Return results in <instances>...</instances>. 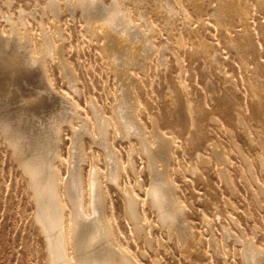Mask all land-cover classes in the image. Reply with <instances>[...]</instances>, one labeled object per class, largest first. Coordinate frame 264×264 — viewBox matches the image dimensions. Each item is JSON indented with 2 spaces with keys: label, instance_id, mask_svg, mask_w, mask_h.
Wrapping results in <instances>:
<instances>
[{
  "label": "rangeland",
  "instance_id": "374dc122",
  "mask_svg": "<svg viewBox=\"0 0 264 264\" xmlns=\"http://www.w3.org/2000/svg\"><path fill=\"white\" fill-rule=\"evenodd\" d=\"M51 1L62 4L57 14L49 7L43 11ZM98 1H102L99 9H110L118 2ZM130 1L123 0L116 9L130 13L134 34L129 42L124 41L129 49L113 63L99 45L104 46L106 40L99 43L95 38L105 27L93 30L99 23L81 10L71 12L66 0H0V43L5 46L0 51V264H48V247L36 223L38 206L26 172L30 169L39 172L35 184L40 185L55 181V172L59 173L66 226L69 230L71 225L78 227V231L73 229L78 238L74 233L69 246L74 258L86 256L85 262L95 260L96 264H264V111L259 107L264 95L254 96L246 83L264 85V49L259 51L260 58H246L249 70L256 71L250 75L235 50L226 48L225 31L214 24L211 16L218 1L202 0L195 7L194 0H182L192 23L179 26L184 29L182 34L197 25L200 37L217 47L212 55L216 69L203 58L189 62L186 39L179 52L194 106L192 127L183 92L174 79L176 72L161 71L157 61H152L154 53L150 61L140 52L141 46L154 43L162 53L176 37L169 38L163 30L162 15L153 18L154 0H139L140 11ZM240 17L232 27L233 35L247 30H253L257 38L264 34L259 22L264 15L257 7L246 20ZM150 22L157 26V33H152ZM50 36L55 58L46 52ZM15 50L20 51L15 55ZM15 59H21L25 68L16 65ZM69 111L76 115L72 121ZM169 120L180 126L176 133L169 128ZM157 133L166 140L174 139L176 146L169 152L164 143L158 158L145 152V146L156 150ZM152 188L161 195H155ZM77 205L84 206V212Z\"/></svg>",
  "mask_w": 264,
  "mask_h": 264
},
{
  "label": "bare ground",
  "instance_id": "6f19581e",
  "mask_svg": "<svg viewBox=\"0 0 264 264\" xmlns=\"http://www.w3.org/2000/svg\"><path fill=\"white\" fill-rule=\"evenodd\" d=\"M121 1H122V4H121ZM202 0H194V2H195V7H198V6H201L202 5V2H201ZM216 1H218V3H217V7H215V8H213L214 10H215V13H214V15H212L211 17H213L214 18V24L222 31H225V46H226V48H228L229 50H235V52H236V54H238V56H239V60H240V63L242 64V66L245 68V72H248L250 75H253L254 74V72H256V71H251V70H249V68H248V61H247V59L246 58H248L249 56H251L253 59H256L257 57L258 58H260V55H259V51H261L262 49H264V34H259V36H260V38H257V36L255 35V33H254V31L252 30V32L251 33H249V31L247 30H245L246 32L244 33V32H242V33H240V34H234L233 35V31H232V27H234L235 26V24H236V22H238L237 20L239 19V21H240V16H242V17H245L244 19L246 20L247 19V17L250 15V12H252V8L253 7H257L258 8V12H260V14H263L264 15V0H228V1H224V2H222L221 0H216ZM125 2V1H124ZM135 7H136V11H140V3H139V0H132V1H130ZM154 2H155V6H156V10H153V18H155V16H156V14H160V15H162L163 17H162V19H164V21H163V30L164 31H166L167 32V35H168V37L169 38H173L174 36L176 37L175 39H172L173 41H171L170 43H169V45L167 46V48H165L166 50L165 51H162V53H161V50H160V48H158V49H156L155 48V46H154V43H150L149 45H143V46H141V50H140V52L144 55L143 56V58L145 59V60H152V61H157V67H159V65H160V68L162 69L161 71H165V72H167V73H172V71H175L176 72V75H175V80H177L176 81V84L179 86V88H180V90H181V92H183V97H184V102H185V104H186V108H187V111H188V115H189V118H190V122H191V125H192V127L194 126V106H193V104L191 103V101H190V99H189V96H188V93H187V85H186V80L184 79V76H183V70H182V56L180 55V49H182V47L183 46H185V39L186 40H188V49H187V57L189 58V62L190 61H192V60H194L195 58H203V59H206V61H208V62H210L211 63V65L213 66V68L214 69H216L217 67V61L215 60V59H213V57H212V55L214 54V51H217V47H215V48H212L208 43H207V41L205 42L203 39H202V37H200V35H199V33H198V30L196 29V26H195V28L193 27V28H186L185 29V31L187 30V34H185V35H183L182 34V30H184V29H182V28H179V26H181V27H184V24L185 23H188V24H192L191 23V19L189 18V16H188V13L186 12V10H185V8H184V6H183V4H182V0H154ZM215 2V0H213V1H211V3H214ZM7 3H9V2H7ZM11 3V2H10ZM126 3V2H125ZM65 4H66V7L72 12V11H74V10H81L82 11V13H85V15L88 17V16H91V18H93V19H95V21H96V23L98 22L99 23V25L96 27V26H91V25H89L90 27H92V29L93 30H101V29H103L104 27V33L102 34V35H100L99 34V32L97 33V36L98 37H95V38H97V40L99 41V43L104 39V40H106L105 42V44H104V41H103V44H104V46L102 45L101 46V44H99L100 45V48H102V52H104V55L105 56H107V58H110L112 61L111 62H113L114 63V60H116V58H117V56L118 55H122V54H124L126 51H127V45H125V43H124V41L125 42H129V37L130 36H133V28L135 27V26H133V22H132V18H131V15H130V13H125V12H122V14L120 13V12H118V10L116 9L117 7H120V6H122L123 5V0H118V2H115V3H113V6L110 8V9H101V7H100V9L98 8L100 5H102V1L100 2V1H98V0H66V2H65ZM129 4V3H128ZM62 4L60 3V1H51L46 7L44 6L43 7V11H46V8L47 7H49L50 9H51V11L50 12H54L55 14H57V12L59 11V9H60V6H61ZM72 6V7H71ZM199 9V8H198ZM194 10V9H193ZM70 12V13H71ZM76 12V11H75ZM127 12H129V11H127ZM134 12V11H133ZM195 12H198V11H195ZM60 13V12H59ZM58 13V14H59ZM143 13V12H142ZM73 14V13H72ZM75 14V13H74ZM144 14V13H143ZM195 15H196V13H195ZM26 16V15H25ZM56 16H58V15H56ZM74 16V15H73ZM86 16H84V18L86 17ZM143 16H145V15H143ZM86 17V18H87ZM136 17V16H135ZM135 17H133L134 18V20H135ZM139 17V16H138ZM137 17V18H138ZM147 17V16H146ZM26 18V17H25ZM25 18H23V19H25ZM55 18V17H54ZM90 18V19H91ZM140 20L141 21H143L144 22V20L146 21V18L144 17V18H142L141 17V15H140ZM93 19H92V21H93ZM260 19V18H259ZM85 20V19H84ZM86 20H88V19H86ZM147 20H149V19H147ZM59 21V20H58ZM94 21V22H95ZM200 21H201V19H200ZM202 21H203V19H202ZM86 22H88V21H86ZM93 22V23H94ZM259 22H260V24H261V26L264 28V21L263 22H261V19L259 20ZM10 23V22H9ZM8 23V24H9ZM26 23V22H25ZM89 23V22H88ZM202 23V22H201ZM231 23V24H230ZM146 24V23H145ZM150 24L152 25V28H151V30H152V33H157L159 30H158V28H157V26L156 25H154L153 23H151L150 22ZM94 25H95V23H94ZM186 25V24H185ZM241 25V24H240ZM27 26V25H26ZM25 26V27H26ZM245 26H247V24L245 25ZM17 27V26H16ZM186 27V26H185ZM18 28V27H17ZM16 28V29H17ZM99 28V29H98ZM19 29V28H18ZM17 29V32L19 31ZM88 29H89V27H88ZM92 29H91V32L90 33H92ZM176 30V34L174 35V33H173V31H175ZM243 30V29H242ZM5 31V30H4ZM139 31H140V29H139ZM141 32V34H144L143 33V31H140ZM219 32V31H218ZM19 33H21V32H19ZM95 33V32H94ZM254 33V34H253ZM99 34V35H98ZM10 35V34H9ZM185 36V37H184ZM89 37H91V35H89ZM119 37H125L123 40L122 39H120ZM8 38V37H7ZM50 39L48 40L49 41V51H46V52H48V54L47 55H49V58L50 57H52V58H55L56 56H55V51H56V48H55V46H54V44H53V41H52V37L50 36L49 37ZM95 38H92L91 37V39H93V40H96ZM4 39V38H3ZM96 40V41H97ZM1 41H3L2 40V38L0 39V42ZM169 42V41H168ZM5 43V42H4ZM98 43V42H97ZM124 43V44H123ZM130 43H132V42H130ZM187 43V42H186ZM3 43H0V51L2 50V49H4L5 48V46H3L2 45ZM30 44H32V43H30ZM29 44V45H30ZM129 44V43H128ZM32 46V45H31ZM48 46V45H47ZM130 46V45H129ZM131 46H133V44L131 45ZM135 47V46H134ZM30 48V47H29ZM37 48V47H36ZM19 49V48H18ZM32 49V48H31ZM30 49V50H31ZM129 49V48H128ZM133 49V48H132ZM167 49H168V53H167ZM21 50V49H20ZM19 50V51H20ZM34 50V49H33ZM31 51L30 53L32 54V56L34 55V51ZM19 51L18 50H15L14 51V53H15V55H16V53H19ZM26 51V50H25ZM38 52H41V51H39V50H37ZM36 51V52H37ZM129 52H131V50L129 51ZM139 52V53H140ZM138 53V52H137ZM153 53H154V55L155 56H153ZM31 54H30V56H31ZM39 54V53H38ZM131 54V53H130ZM161 54V55H160ZM2 55V54H1ZM28 55V54H27ZM45 55V54H44ZM46 55V56H47ZM131 55H133V54H131ZM26 56V55H25ZM31 56V57H32ZM36 56V55H35ZM46 56L44 57V58H46ZM124 56H126V55H124ZM128 56H129V54H128ZM153 56V57H152ZM159 56V57H158ZM246 56V57H245ZM6 57V56H5ZM27 57V56H26ZM34 57V56H33ZM134 57H135V55H134ZM138 57H140V56H138ZM151 57H152V59H151ZM23 58L24 57H22V60H23ZM29 58V57H28ZM43 58V59H44ZM48 58V57H47ZM141 58V57H140ZM139 58V59H140ZM27 59V58H26ZM110 59H108V60H110ZM118 59H120V58H118ZM130 59V58H129ZM35 61L37 60V58L36 59H34ZM46 60V59H45ZM45 60H43V62L42 63H45ZM126 60H128V59H126ZM134 60V59H133ZM15 62H16V65H19V66H22V67H24L25 68V65H24V63L21 61V59L20 60H14ZM33 63H35L33 60H31ZM121 61H122V59H121ZM29 62H30V60H29ZM39 62V61H38ZM41 62V61H40ZM53 62V61H52ZM116 62V61H115ZM117 62H118V60H117ZM129 61H127V63H128ZM136 62V61H135ZM139 62V61H138ZM138 62H136V65H137V63ZM5 63H7V62H5ZM37 63V62H36ZM35 63V64H36ZM119 63H121L120 61H119ZM31 64V63H30ZM38 64V63H37ZM126 64V63H125ZM130 64H131V62H130ZM129 63H128V65L129 66H131ZM133 64H135V63H133ZM132 64V65H133ZM140 64V62L138 63V65ZM188 64V63H187ZM13 65H15V64H13ZM32 65V64H31ZM30 65V66H31ZM42 65V64H41ZM114 65V64H113ZM43 66V65H42ZM65 66V65H64ZM120 66V65H119ZM118 66V67H119ZM125 66H127V65H125ZM44 67V66H43ZM114 67V66H113ZM132 67H134L135 68V66L133 65V66H131V68ZM138 68L140 67H142V65L140 66H137ZM144 67H146V65L144 66ZM28 68H30V67H28ZM41 68V67H40ZM115 68V67H114ZM121 68V67H120ZM124 68V67H123ZM126 68H128V67H126ZM130 68V67H129ZM137 68V69H138ZM27 69V68H26ZM39 69V68H38ZM43 69H45V67L43 68ZM43 69H42V72H44L43 71ZM122 69V68H121ZM133 69V68H132ZM41 70V69H40ZM68 70V69H67ZM129 69H127V71H128ZM142 70V69H141ZM72 71V70H71ZM140 72V71H139ZM143 72H144V70H143ZM142 72V73H143ZM67 73V72H66ZM73 73V72H72ZM43 74V73H42ZM45 74V73H44ZM129 74V73H128ZM143 74H145V73H143ZM47 75V74H46ZM127 75V74H126ZM248 75V74H247ZM73 76H75V75H73ZM134 76V75H133ZM243 76V75H242ZM246 76V75H245ZM254 76V75H253ZM147 77V76H146ZM46 78V77H45ZM138 78V77H137ZM247 78V77H246ZM43 80H44V78H42ZM132 79H134V78H132ZM247 80H248V78H247ZM44 81H47V80H44ZM136 81H137V79H136ZM36 82H39V81H36ZM248 82V85H249V87H250V90H251V92H252V94L255 96H257L258 94H261V93H263V95H264V85L263 84H260V83H257L256 81H246V83ZM47 83H48V81H47ZM50 83V82H49ZM36 84V83H35ZM45 84H46V82H45ZM40 85V84H39ZM48 85V87H49V85H50V87L52 86L51 84H47ZM141 85V84H140ZM38 86V85H37ZM47 87V86H46ZM45 87V88H46ZM71 87V86H70ZM38 88H39V86H38ZM37 88V89H38ZM41 88H42V86H41ZM44 88V90H46ZM137 88V87H136ZM140 88H142V87H140ZM140 88H138V89H140ZM50 89V88H49ZM52 90V89H51ZM47 92H50V91H47ZM38 93V92H37ZM173 95V94H172ZM129 96V95H128ZM251 96V95H250ZM249 96V97H250ZM131 97H133V94H132V96ZM253 97V96H252ZM129 98V97H128ZM134 98V97H133ZM210 98H211V95H210ZM252 100V99H251ZM133 101V100H132ZM139 101V100H138ZM171 101H174V99H172ZM91 102H93V100H91ZM134 102V101H133ZM251 102V101H250ZM134 103H136V102H134ZM92 104V103H91ZM132 104V103H131ZM131 104H130V102H129V105H130V107H131ZM138 104V106L140 107L141 106V104L142 103H140V101L137 103ZM73 105V104H72ZM137 106V105H136ZM216 106V105H215ZM73 108H75L74 106H72ZM129 107V108H130ZM259 107H260V110L261 111H264V99H262V101L260 102V105H259ZM73 108H71V111H72V109ZM125 108V107H124ZM135 108V107H134ZM133 108V109H134ZM92 109H93V107H92ZM95 109V108H94ZM199 109L200 110H202V107H201V103H200V107H199ZM99 110V109H98ZM73 111H74V109H73ZM72 111V113H74ZM77 111V110H76ZM100 111V110H99ZM117 111V110H116ZM131 111V110H130ZM135 110H133V112H134ZM70 112V111H69ZM118 112V111H117ZM132 112V111H131ZM76 113V112H75ZM94 113V112H93ZM64 114V113H63ZM97 114V113H96ZM96 114H93V115H95L96 116ZM114 114H116L115 113V111H114ZM134 114H135V112H134ZM134 114H132L133 116H134ZM65 115V114H64ZM69 115V114H68ZM70 115H73V116H71V121H72V117H76V115H74V114H71V112H70ZM131 115V114H130ZM41 116V115H40ZM61 116H62V114H61ZM65 116H67V115H65ZM94 116V117H95ZM97 116H98V114H97ZM63 118V117H62ZM117 118H118V116H117ZM69 119V121L68 120H66V117H65V121H67V124H68V122H70V118H68ZM116 119V118H115ZM61 120H64V119H61ZM118 120V119H117ZM116 120V121H117ZM156 120V119H155ZM119 121V120H118ZM117 121V122H118ZM61 122V121H60ZM65 123V122H64ZM70 124H71V122H70ZM86 124V123H85ZM87 124H89V122H87ZM97 124V123H96ZM96 124H95V127H96ZM106 124H108V122L106 121ZM118 124V123H117ZM121 124V123H120ZM167 124H170V126L171 127H169V128H171L175 133L180 129V126L175 122V123H171V121L169 120V121H167ZM101 125V124H100ZM103 125H105V124H103ZM119 125V124H118ZM89 126V125H88ZM107 126V125H106ZM109 126V125H108ZM59 127V126H58ZM124 127V126H123ZM125 127H126V125H125ZM87 128V127H86ZM90 128V127H89ZM102 128V127H101ZM108 128V127H107ZM106 128V129H107ZM130 128V127H129ZM132 128V127H131ZM131 128H130V131H131ZM100 129V128H99ZM108 129H110V128H108ZM107 129V130H108ZM118 129H119V127H118ZM59 130H60V128H59ZM87 130H89V129H87ZM95 130H97L98 131V129H96L95 128ZM102 130H104V129H102ZM124 130H126V129H124ZM135 130V129H134ZM111 131V130H110ZM123 131V130H122ZM145 130H143V132H144ZM58 132V131H57ZM59 132H61V131H59ZM59 132H58V134L57 133H55V134H57V135H60L59 134ZM87 132V131H86ZM105 133V131H102V133ZM112 132H114L113 131V127H112ZM173 132V133H174ZM84 133H85V131H84ZM99 133V132H98ZM97 133V134H98ZM108 133V132H107ZM127 133V132H126ZM135 133V132H134ZM101 134V133H100ZM145 134V133H144ZM143 134V135H144ZM99 135V134H98ZM125 135V134H124ZM139 135V134H138ZM100 136V135H99ZM131 136H133L132 135V131H131ZM146 136V135H145ZM144 136V137H145ZM134 137V136H133ZM147 137V136H146ZM145 137V138H146ZM58 138H60V137H58ZM138 138V137H137ZM58 140H60V139H57V141ZM79 140V139H78ZM141 141V140H140ZM147 142V141H146ZM16 143V142H15ZM14 143V144H15ZM81 143V142H80ZM164 143L169 147V152H170V150L171 149H173V148H175L176 146H175V140L174 139H171V140H166L165 138H163L162 136H160L158 133H157V137H156V140H154V143L153 144H155L156 146H157V148H156V150L155 151H153L151 148H150V146L148 147V146H145V152H146V154L148 155V156H155V157H159V154H160V151H162V146H164ZM13 144V145H14ZM58 144V143H57ZM142 144H143V142H142ZM15 146L17 147V145L15 144ZM15 146H14V148H15ZM139 147H140V145H139ZM143 147V146H142ZM18 148V147H17ZM82 148V147H81ZM141 148V147H140ZM19 149V148H18ZM57 149V148H56ZM55 149V150H56ZM17 150V149H16ZM82 150V149H81ZM19 151V150H18ZM136 151H138L137 149H136ZM141 151V150H140ZM57 152V151H56ZM59 152V151H58ZM143 152V151H142ZM19 153H20V155H21V151H19ZM83 153V152H82ZM170 154V153H169ZM51 155H55V153L54 154H51ZM83 155V157H85L84 156V154H82ZM58 156V155H57ZM146 156V155H145ZM171 156V155H170ZM56 157V156H55ZM54 157V158H55ZM59 157V156H58ZM58 157H56L57 159H58ZM147 157V156H146ZM76 158V157H75ZM170 159L172 158V156L171 157H169ZM75 160V159H74ZM83 160V159H82ZM168 160V159H167ZM53 161V160H52ZM52 161H50V160H48L47 162L49 163V162H51V164H52ZM59 161H60V159H59ZM55 162H57V161H55ZM81 162V161H80ZM84 162H85V160H84ZM159 162H161V161H159ZM44 163V162H43ZM53 163H54V161H53ZM76 163H77V161H76ZM76 163H75V165H76ZM32 164V163H31ZM50 164V165H51ZM28 166H30L29 164H27ZM34 166L36 165V164H33ZM32 165V166H33ZM39 165V164H38ZM44 165H46L45 163H44ZM55 165V164H54ZM53 165V166H54ZM57 165V164H56ZM31 166V167H32ZM40 166H41V164H40ZM43 166V165H42ZM48 166V165H47ZM52 166V167H53ZM73 166V165H72ZM78 166V165H77ZM27 167V166H26ZM36 167V166H35ZM34 167V168H35ZM38 167L39 166H37V169H38ZM45 167V166H44ZM43 167V168H44ZM55 167V166H54ZM58 167V166H57ZM82 167V166H81ZM33 168V169H34ZM43 168H42V170H43ZM46 168V167H45ZM51 168V167H50ZM77 168V167H76ZM123 168V167H122ZM45 170V169H44ZM44 170H43V172L42 173H44ZM49 170V169H48ZM98 170V169H97ZM36 171V170H35ZM51 171H53V170H51ZM54 171H55V169H54ZM99 171H101V169L99 170ZM99 171H97L98 172V174H99ZM113 171V170H112ZM120 171V170H119ZM27 172V174H28V176H29V178H30V181L32 182V189L34 190V195H35V203L37 204V206H38V208H37V214H36V223L38 224V226H39V230H40V232L42 233V235H43V237H44V239H45V241H46V243H47V247H48V256H49V258H48V264H96V262H98V261H95V260H93V263H87V262H85L84 260H87L86 258H88V257H82V256H84V254H82L81 253V248L79 249V251H80V255L82 254V256H80V257H82V259H80L79 257H76V258H74V256H71V254L69 253V250H70V248H69V246L72 244V241H74V236L76 235L77 236V233L75 232V230H73L76 226V224H74V226L73 225H71V227H70V230L67 228V226H66V223H67V217H66V212H65V210H66V205H65V202H64V200L62 199V196H60V192H59V190H58V187L60 186V178H59V173H58V171L57 172H55L56 174H57V177H56V182L55 181H49V180H51V179H49L47 182H48V184H46L45 183V185L44 184H42V182H41V185H40V183H36L35 184V180L37 179V175H39L38 173V171H37V173H34L33 171L31 172V169H30V171L29 170H27L26 171ZM46 172V171H45ZM72 172V171H71ZM53 174H54V172H52ZM51 173V177L52 176H54L53 174ZM96 173V172H95ZM117 173H118V171H117ZM45 174H47V173H45ZM44 174V175H45ZM49 174H50V172H49ZM72 174V173H71ZM102 174V173H101ZM116 174V173H115ZM73 175V174H72ZM81 175V174H80ZM100 175V174H99ZM41 176H43V175H41ZM56 176V175H55ZM96 176V175H95ZM118 176V175H117ZM43 177H45V176H43ZM43 177H42V179H43ZM46 177H48L47 175H46ZM95 178H97V177H95ZM112 178V177H111ZM38 179H40V177H38ZM55 179V178H54ZM53 179V180H54ZM100 179V178H99ZM98 179V180H99ZM162 179V178H161ZM164 179V178H163ZM41 180V179H40ZM39 180V181H40ZM83 180V179H82ZM81 180V181H82ZM97 180V181H98ZM102 180V179H101ZM100 180V181H101ZM38 181V182H39ZM42 181V180H41ZM51 182V183H50ZM95 182V181H94ZM43 183H44V181H43ZM54 183V185H52ZM83 183V182H82ZM99 183V182H98ZM39 184V185H38ZM69 184H70V181H69ZM72 184V183H71ZM97 185V184H96ZM66 187H67V185H66ZM65 187V188H66ZM163 187V186H162ZM68 188V187H67ZM56 191H55V190ZM69 189V188H68ZM153 189V188H152ZM54 190V191H53ZM83 190H85V189H83ZM154 191H155V189H153ZM68 191V190H67ZM69 191H71V190H69ZM98 191V190H97ZM89 192H90V190H89ZM74 193V192H73ZM83 193V192H82ZM99 193V192H98ZM152 193H153V191H152ZM92 195H93V193H91ZM171 194V193H170ZM84 195H85V193H84ZM98 195V194H97ZM102 195V194H101ZM155 195H161L160 193H158V190H156L155 191ZM166 195H168V193L166 194ZM65 196H67V194L65 193ZM80 196V195H79ZM87 196V195H86ZM95 196V195H94ZM154 196V195H153ZM84 197V196H83ZM83 197H81V198H83ZM169 197V196H168ZM77 198V197H76ZM134 198H135V196H134ZM158 197H156V199H157ZM68 199H70V198H68ZM73 199H75V197L73 198ZM78 199V198H77ZM93 199H95V198H93ZM136 199V198H135ZM134 199V201L136 202V200ZM163 199V198H162ZM71 200V199H70ZM72 202H74V200H72ZM77 202H78V200H77ZM83 202V201H82ZM81 202V203H82ZM129 202V201H128ZM170 201H168V203H169ZM178 202V201H177ZM76 203V202H75ZM81 203H79V204H81ZM84 203V202H83ZM139 203V202H138ZM173 203V202H172ZM135 204V203H134ZM178 204H179V202H178ZM76 205V204H75ZM74 205V206H75ZM84 205H85V203H84ZM132 205V204H131ZM160 205V204H159ZM163 205V204H162ZM78 206V205H77ZM80 206V205H79ZM78 206V207H79ZM90 206V205H89ZM158 207V205H155V207ZM165 206V205H164ZM164 206H160V207H164ZM84 207V206H83ZM83 207H79V209L80 208H83ZM132 207H135V206H132ZM154 207V208H155ZM160 207H158V208H160ZM77 208V207H76ZM127 208V207H126ZM157 208V209H158ZM166 208V207H165ZM157 209H156V211H157ZM167 209V208H166ZM81 210V209H80ZM79 210V211H80ZM84 208H83V212H84ZM179 210H181V209H179ZM164 210H162V212H163ZM158 212V211H157ZM133 213V212H132ZM166 213L167 212H165V215H166ZM77 214H79V213H77ZM84 214V213H83ZM82 214V215H83ZM86 214H87V212H86ZM136 214V213H135ZM81 215V214H80ZM179 216H180V213H179ZM85 217H87L86 215H85ZM135 217H137V216H135ZM133 218V217H132ZM174 218V217H173ZM77 219V218H76ZM175 219V218H174ZM176 219H177V217H176ZM74 220H75V218H74ZM164 220V219H163ZM178 220V219H177ZM77 220H75V222H76ZM138 221V220H137ZM141 221V220H140ZM140 221H139V223H140ZM90 222V221H89ZM103 222H105V221H103ZM107 222V221H106ZM105 222V223H106ZM167 222V221H166ZM165 222V223H166ZM77 223V222H76ZM167 224V223H166ZM105 225V224H104ZM139 225V224H138ZM106 226V225H105ZM140 227H141V225H139ZM169 226V225H168ZM104 227V226H103ZM136 227H137V225H136ZM77 228V231H78V227H76ZM75 228V229H76ZM84 228V227H83ZM101 228V227H100ZM163 228H165V225H164V227ZM175 229V228H174ZM179 229H181V228H179ZM81 230H83V229H80V231ZM85 230V229H84ZM144 230V229H143ZM143 230L141 231V232H143ZM98 232V231H97ZM96 232V233H97ZM140 231H139V233H141ZM144 232H145V230H144ZM74 233H76L75 235H74ZM109 233V232H108ZM85 234H86V232H85ZM112 234V233H111ZM143 234V233H142ZM89 235V234H88ZM98 236V233L97 234H95V236ZM106 235V234H105ZM110 235V234H109ZM75 236V237H76ZM107 236V235H106ZM104 237L105 239L107 238V237ZM140 236V235H139ZM80 237V236H79ZM113 238H114V236H112ZM148 237V236H147ZM77 238H78V236H77ZM77 238L75 239V240H77ZM89 238H90V236H89ZM88 238V239H89ZM92 238V237H91ZM94 238V237H93ZM97 239H98V237H96ZM110 238V237H109ZM95 239V238H94ZM111 239V238H110ZM93 240V239H92ZM99 240H101V237H100V239H98V241ZM104 240V239H103ZM108 240V239H107ZM113 240V239H112ZM105 241V240H104ZM97 242V241H96ZM86 243V242H85ZM94 243H95V241H94ZM93 243V244H94ZM101 243V242H100ZM91 244V243H90ZM92 244V245H93ZM97 244V243H96ZM99 244V243H98ZM46 245V244H45ZM87 245H89V243L87 244ZM105 245H106V241H105ZM113 246V245H112ZM111 246V247H112ZM85 247H87V246H85ZM107 248V247H106ZM105 248V249H106ZM249 248V247H248ZM252 248V247H251ZM78 249H76V250H78ZM85 249V248H84ZM92 249V248H91ZM252 249H254V248H252ZM89 250V249H88ZM110 250V249H109ZM119 250V249H118ZM250 251H251V249H249ZM111 251V250H110ZM82 252H84L85 254H86V250L85 251H82ZM106 252H107V250H106ZM90 253H91V251H90ZM90 253H88V254H90ZM119 253H120V250H119ZM122 253H123V250H122ZM249 253V252H248ZM257 253V250H256V252H255V254ZM92 254H93V252H92ZM92 254H91V257H92ZM108 254V253H107ZM106 254V255H107ZM126 254V253H125ZM124 254V255H125ZM253 254V253H252ZM77 255H79V254H77ZM93 255H95V253L93 254ZM97 255H98V252H97ZM260 255V254H259ZM88 256V255H87ZM90 256V255H89ZM127 256L129 257V255L127 254ZM100 256H98V258H99ZM104 258H105V256H104ZM106 258H108V257H106ZM111 258V257H110ZM114 258V257H113ZM118 258V257H117ZM126 257H123V259H125ZM251 258H253L252 256H251ZM259 258V257H258ZM84 259V260H83ZM96 259V258H95ZM119 259V258H118ZM129 259H132V258H129ZM260 259V258H259ZM97 260V259H96ZM248 260L251 262V260L248 258ZM255 260V259H254ZM262 260V259H261ZM108 262H109V260H107ZM114 261V260H113ZM133 262H135L134 260H132ZM115 262V261H114ZM249 262V263H250ZM257 262V261H256ZM105 263V262H104ZM252 263H254V262H252ZM98 264V263H97ZM100 264H103V263H100ZM105 264H108V263H105ZM111 264V263H110ZM113 264H115V263H113ZM123 264V263H122Z\"/></svg>",
  "mask_w": 264,
  "mask_h": 264
}]
</instances>
